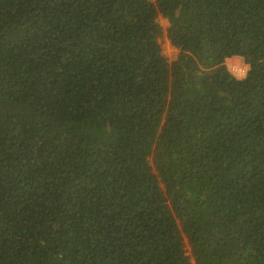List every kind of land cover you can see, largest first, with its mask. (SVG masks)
Instances as JSON below:
<instances>
[{
  "label": "trees",
  "instance_id": "1",
  "mask_svg": "<svg viewBox=\"0 0 264 264\" xmlns=\"http://www.w3.org/2000/svg\"><path fill=\"white\" fill-rule=\"evenodd\" d=\"M0 264H264V0H0Z\"/></svg>",
  "mask_w": 264,
  "mask_h": 264
},
{
  "label": "clouds",
  "instance_id": "2",
  "mask_svg": "<svg viewBox=\"0 0 264 264\" xmlns=\"http://www.w3.org/2000/svg\"><path fill=\"white\" fill-rule=\"evenodd\" d=\"M181 51L179 49L176 50V55H181ZM175 58V57H174ZM173 58V59H174ZM214 67H223L226 73L236 81H243L247 78L250 70L251 64L247 62L241 53H230L225 54L219 65L213 66ZM197 68L201 72H209L212 71L213 68L205 67L197 64Z\"/></svg>",
  "mask_w": 264,
  "mask_h": 264
},
{
  "label": "rangeland",
  "instance_id": "3",
  "mask_svg": "<svg viewBox=\"0 0 264 264\" xmlns=\"http://www.w3.org/2000/svg\"><path fill=\"white\" fill-rule=\"evenodd\" d=\"M158 22L161 26V36H160V42L162 44L165 56L171 60L174 56L176 50L170 45L167 37H166V28H167V20L163 17L158 18Z\"/></svg>",
  "mask_w": 264,
  "mask_h": 264
}]
</instances>
